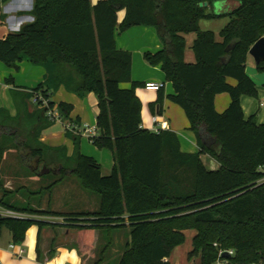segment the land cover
Wrapping results in <instances>:
<instances>
[{"label":"trees","instance_id":"1","mask_svg":"<svg viewBox=\"0 0 264 264\" xmlns=\"http://www.w3.org/2000/svg\"><path fill=\"white\" fill-rule=\"evenodd\" d=\"M220 1L34 0L30 12L34 20L0 39V60L11 68H17L23 56L35 64L51 61L54 72L49 80L55 86L63 84L80 96L94 92L99 135L90 141L111 150L114 166L104 175L101 164L81 152V135L71 131L67 130L75 144L72 155L65 147L42 142L41 133L53 121L45 116L42 104L32 111L30 100L33 91L54 106L44 83L31 91H13L17 114L0 109V207L26 217L0 214V239L8 230L14 243H23L33 225L40 230L75 228L78 249L86 255L93 249L96 230L129 227L119 264H172L168 260L172 249L185 242V230L194 229L189 258L200 256L201 264H212L220 249H234L235 263L264 262V122H258L257 114L247 117L241 103L244 95L258 97L246 64L251 47L264 37V0H236L239 5L233 10L216 12L213 6ZM122 10L126 16L119 23ZM220 17H229V22L217 40L215 32L203 30L200 22ZM139 25L156 28L164 43L153 53L144 52V58L152 66L160 65L173 84L174 93L168 98L185 111L198 137V152H183L170 129L142 126L143 107L136 90L145 83L133 80V54L116 41V31ZM188 33L196 34L195 63L185 60ZM257 69L264 72V61L257 63ZM5 82L13 84L14 77ZM159 91L152 109L157 106L161 113L165 91ZM221 93H229L231 99L220 113L215 100ZM58 108L69 118L74 105L61 101ZM12 149L36 172L45 164L59 175L48 187L27 189L33 199L75 176L84 189L98 194V209L62 213L43 208L40 201L35 206L31 197L26 205L10 202L7 197L13 192L6 188L1 172ZM203 154L216 159L219 167L208 168ZM43 216L63 222L50 223L41 220ZM38 250L39 254V246ZM103 259L104 254H97L95 264Z\"/></svg>","mask_w":264,"mask_h":264},{"label":"crops","instance_id":"2","mask_svg":"<svg viewBox=\"0 0 264 264\" xmlns=\"http://www.w3.org/2000/svg\"><path fill=\"white\" fill-rule=\"evenodd\" d=\"M98 1L99 0H92L93 4H96ZM238 5L239 2L236 0H223L217 2L213 6V10L216 12H229ZM33 6L34 0L5 1L0 6V39L5 38V36L10 33L18 32L23 25L31 23L34 20V17L30 13ZM125 16V10L119 11L118 22L121 23ZM208 20L210 19L201 20L200 26L202 27V21ZM202 29L212 30L204 26ZM220 30L221 29H219V31L213 30L217 40H221L219 35ZM184 37L186 40L185 60L188 63H195L197 60L193 50V43L196 34L188 33L184 34ZM116 41L119 48L128 50L133 54V80L142 83L152 80L164 84L163 90L165 91V97L161 113L157 106L155 109H152V104L158 99L160 91L147 90L143 86L136 90L137 96L140 98L143 107V128L149 129L147 126H150L153 121L154 125L150 130L170 129L178 136L183 152H198L200 149L198 137L196 133L190 129V122L185 111L181 106L168 98V95L174 93L173 84L166 80V75L162 71L160 65L152 66L145 61L144 52L151 51L153 53L164 46L156 28L139 25L125 32L116 31ZM247 61L246 72L258 87V97L244 95L241 100L242 107L247 117L257 114L258 122L263 123L264 106L260 104L262 101L264 102V72L258 71L257 63L251 54H249ZM53 70L54 63L51 61L45 64H35L31 62L27 56H23L17 68L8 67L0 60V109H7L12 116H15L17 114V103L14 101L13 91H31L32 89L38 88L39 84L44 83V86L47 87L52 94L51 100L54 105H58L61 101L69 102V104L71 103L74 105V109L67 119L85 124L82 115L78 112L79 105H77L80 101V97L84 96H80L68 90L63 84L55 86L53 82L49 80L50 75L54 72ZM10 75L14 77L13 84L5 82V78ZM229 81L233 84L235 83L233 79H229ZM126 85V88L130 87V84ZM230 99L229 93L218 94L215 100L216 110L220 113L225 111L229 105ZM30 101L32 102V100ZM30 109L32 111L37 110L39 109V105L33 104L32 106L30 104ZM150 113L153 115L152 120ZM155 118L157 121H155ZM56 122L58 121H54L49 128L41 133V140L52 148L65 147L68 155H72L75 150L74 141L68 136L64 124L61 122L63 125V129L61 130V124H56ZM93 125H96V121ZM81 137L85 138L84 135ZM88 139L90 140V138ZM81 143L83 144L82 139ZM210 157L213 158L212 156ZM93 158L96 157L93 155ZM96 160L100 163L98 159ZM213 160L216 161L219 166L218 161L214 158ZM111 166L113 169L114 158ZM110 173L109 171V173L106 174L109 175ZM7 182L8 185L11 181ZM41 220H46L47 222L55 224H61L63 222V218L59 220V217L54 216H43ZM94 235L92 251L86 255H82L77 246L79 235L78 230L75 228L45 226L40 230L38 225L31 226L27 231L24 242L18 244L12 241V233L8 230H4L3 236L0 239V262L2 264H95L97 254H104V259L99 264H119L122 253L130 237L129 234L124 237H110L108 239L104 228L96 230ZM38 246L41 250L39 254ZM112 254L114 255L112 256ZM168 260L173 264L172 257Z\"/></svg>","mask_w":264,"mask_h":264},{"label":"rangeland","instance_id":"3","mask_svg":"<svg viewBox=\"0 0 264 264\" xmlns=\"http://www.w3.org/2000/svg\"><path fill=\"white\" fill-rule=\"evenodd\" d=\"M228 22L229 17H220L217 19L202 21V27H209L214 31H219V29H222ZM122 86L126 87L127 85L123 84ZM32 102L30 101L32 106L33 104L36 105V103ZM97 103L98 98L94 92H89L85 94L84 97H80V101L77 104L79 105L78 112L82 115L85 123L93 125L96 121V115L98 113ZM54 106L57 107L58 105ZM150 115L152 120L153 115L151 113ZM153 123L154 122L152 121L151 125L147 126L149 130L153 127ZM56 124H61V130L63 129L61 122L58 121ZM81 139L83 141V144L80 141L81 152L84 155L91 157L94 155V157H96L95 159L100 161L104 175H108L106 173H109V171L112 172L111 165L113 163V155L111 150L98 148L87 138V136H85V138L82 137ZM201 158L208 168L217 169L219 167L217 162L210 156L203 154L201 155ZM31 164L32 163L27 165L25 161L19 157V153L14 149L6 153L1 176L5 180L6 188L13 192L7 197L10 202L16 203L17 205H26L30 202L29 197H31L28 190L34 191L48 187L58 180L59 175L55 169L48 173L41 174L40 172L46 165H40L39 170L36 172L33 170L34 168L31 167ZM7 181L11 182L7 185ZM23 186H26V188H22ZM0 196H2L1 192ZM32 199V204L35 206L38 205V201H40L43 208L48 209L51 207V209L62 213L94 211L98 209L100 202L98 194L84 189L78 178L75 176L65 178L62 182L55 184L51 192H47L41 197ZM61 219L62 218L59 217V220ZM105 232L108 239L110 237H124L129 234L130 228H105ZM195 235L196 231L194 229L185 230V242L175 246L171 251L170 257H172L173 264H201L200 256L189 258V252L192 250L193 237ZM113 255L114 254H112V256Z\"/></svg>","mask_w":264,"mask_h":264},{"label":"built area","instance_id":"4","mask_svg":"<svg viewBox=\"0 0 264 264\" xmlns=\"http://www.w3.org/2000/svg\"><path fill=\"white\" fill-rule=\"evenodd\" d=\"M4 3V0H0V6ZM164 87V84L161 82H154V81H149L145 83V88L147 90H155V91H159L161 88ZM32 101L36 104H42L45 108V116L54 121H59L62 122L66 128V130L71 131L77 135H84L87 136L88 138L92 139L96 136L99 135V130L97 128V125H90L88 123L85 124H81L78 123L77 121H73L70 119L65 118L61 111L59 110L58 107L55 106H50V102L49 100L45 99L40 93L37 92H33L32 91ZM261 106H264V102L262 101ZM155 121L156 118H155ZM158 131V130H157ZM0 214L2 216H11V217H26V215L10 210V209H6V208H0ZM224 254H227V256H224ZM235 250L234 249H220L217 259L212 263V264H239V263H235L233 258L235 257ZM250 264H264L263 261L259 262H254V263H250Z\"/></svg>","mask_w":264,"mask_h":264},{"label":"water","instance_id":"5","mask_svg":"<svg viewBox=\"0 0 264 264\" xmlns=\"http://www.w3.org/2000/svg\"><path fill=\"white\" fill-rule=\"evenodd\" d=\"M202 5H208V3H201V6ZM232 46H229L228 47V50L231 48ZM249 54H251L256 63H261L262 61H264V37L263 38H260L250 49V52ZM51 169L48 168L47 166H44L43 170L40 172L41 174H45V173H48L50 172ZM224 256H227V254H224Z\"/></svg>","mask_w":264,"mask_h":264}]
</instances>
